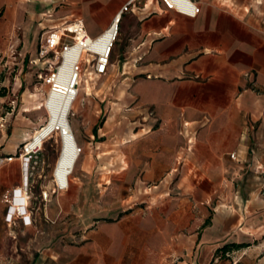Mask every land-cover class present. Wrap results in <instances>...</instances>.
<instances>
[{
    "label": "crops",
    "instance_id": "0c3cea01",
    "mask_svg": "<svg viewBox=\"0 0 264 264\" xmlns=\"http://www.w3.org/2000/svg\"><path fill=\"white\" fill-rule=\"evenodd\" d=\"M128 1L0 0V51L20 27L36 38L82 20L96 37ZM131 1L106 73L89 67L79 94L109 71L124 78L112 84L115 103L136 119L116 132L108 166L152 191L146 205L113 220L87 215L79 230H0V264H224L230 244L248 243L246 259L264 249V0H193L196 16Z\"/></svg>",
    "mask_w": 264,
    "mask_h": 264
},
{
    "label": "rangeland",
    "instance_id": "374dc122",
    "mask_svg": "<svg viewBox=\"0 0 264 264\" xmlns=\"http://www.w3.org/2000/svg\"><path fill=\"white\" fill-rule=\"evenodd\" d=\"M13 34L10 42L0 51V230H65L66 227L69 230H79L92 218L85 220L87 215L113 220L121 217L132 206L133 209L145 207L146 202H142L140 197L146 192L151 194L152 191H139L136 181L126 177L119 167L118 170L109 171L110 143L114 155L115 141L120 142L116 132L124 131L131 119H136L127 114L128 108L115 103V99L119 98L113 96V85L121 83L124 78L112 75V71L87 81L84 90L89 92L88 95L91 94V83L92 87L95 85L99 89H92L89 97H85L82 90L78 96L81 111L77 116L70 115L72 124L76 125L77 121L85 142L84 145L80 144L83 151L76 165L78 170L82 163H87L81 179L74 180L75 171L67 189L59 188L54 181L53 170L62 143L59 131L47 138L36 151L23 157L27 137L49 118L45 102L50 86L45 77L51 67V56L41 57L43 39L46 36L42 31L36 38L32 31L21 27ZM95 59L93 54L86 56L82 82L88 77V68L93 66ZM72 111H75L74 105ZM110 116L112 118L108 121ZM95 125L98 127L95 139H89ZM139 128L140 124L137 123L135 129ZM79 132L76 133L77 138L80 137ZM124 148V143H118L117 163H122L125 159ZM10 156L14 159L10 160ZM28 157H31L29 162ZM24 162L28 164L26 176L23 175ZM255 172L248 173L250 184L257 180ZM23 184L28 196L27 208L33 219L26 213H19L12 202L14 189ZM262 192L264 193V188ZM67 195L68 206L66 198L62 200V196ZM73 197L78 202L72 203ZM64 210H67V215H63ZM82 217L84 221L80 220ZM170 241H174L173 237ZM236 243L240 245L232 246L222 257L224 264H252L258 254L264 255L262 249L249 253L246 259L242 245L248 243Z\"/></svg>",
    "mask_w": 264,
    "mask_h": 264
},
{
    "label": "bare ground",
    "instance_id": "6f19581e",
    "mask_svg": "<svg viewBox=\"0 0 264 264\" xmlns=\"http://www.w3.org/2000/svg\"><path fill=\"white\" fill-rule=\"evenodd\" d=\"M118 31L119 23L117 22V18L114 17L109 28L102 34L96 38L90 36L91 49L102 54L107 53L109 49H112L111 44H113L115 37L118 36ZM82 54H84V47L80 44L76 45L72 51V57L78 58ZM76 80L77 78H74V72L68 73L65 77H61L60 84L56 89L49 90V99L47 101L49 118L39 128L30 133L26 139L29 142L28 148L32 150L43 144L54 132L59 131L62 143L60 154L53 170V176L56 185L61 189L69 188L71 183L70 177L74 173L83 151L75 134L79 131L75 132L73 125H76L75 123L72 125L70 120L71 114L77 116L79 112V92L75 98V93L78 91L76 88ZM72 81H74V85H72ZM84 91L85 95L89 94L88 91ZM73 105L75 108L74 112L72 111ZM111 118L110 116L108 121ZM23 157H25V154ZM27 165V162L22 164L24 176H26ZM25 187V184H23L14 189L12 202L19 213L30 215L27 208L28 196ZM46 194L48 193L46 192Z\"/></svg>",
    "mask_w": 264,
    "mask_h": 264
},
{
    "label": "built area",
    "instance_id": "2783aa9c",
    "mask_svg": "<svg viewBox=\"0 0 264 264\" xmlns=\"http://www.w3.org/2000/svg\"><path fill=\"white\" fill-rule=\"evenodd\" d=\"M161 1L167 8L177 10L180 13L190 16H196L201 10V6L197 2H194L192 0ZM131 3V0L126 2V4H124L122 7L121 12L116 14L115 18H117L118 23L120 22L122 12L129 10ZM116 37L113 41V44L116 40ZM43 40L44 41L42 44L41 57L45 58L48 55L51 56V59H49L51 67L45 77V81L47 84H49L50 90L56 89L59 86L61 77H65L66 74L74 72V78H77L76 88L78 89L77 93H75L76 98L78 96V92L82 83L84 66L87 61L86 56L88 54L95 55L96 59L93 67L97 73H106L108 69L112 49H109L105 54L91 49L89 41L90 35L87 33L82 20L70 22L59 28L49 29L46 32V36ZM78 44L84 47V54L80 55L78 58H73L72 51ZM113 44H111V48ZM72 85H74V81H72ZM48 99L49 95L45 102L46 107L49 109V106L47 105ZM28 144L29 142L25 144L23 149L25 155L31 154L32 152L37 150L36 148L30 150L28 148ZM231 156L235 157V154L233 153L231 154ZM30 158L31 157H28V162ZM9 159L12 160L13 156H10ZM24 221L25 223H27L26 218H24Z\"/></svg>",
    "mask_w": 264,
    "mask_h": 264
},
{
    "label": "trees",
    "instance_id": "16d2710c",
    "mask_svg": "<svg viewBox=\"0 0 264 264\" xmlns=\"http://www.w3.org/2000/svg\"><path fill=\"white\" fill-rule=\"evenodd\" d=\"M232 245H234V246H239L240 244H237V243L235 244V243H233Z\"/></svg>",
    "mask_w": 264,
    "mask_h": 264
}]
</instances>
